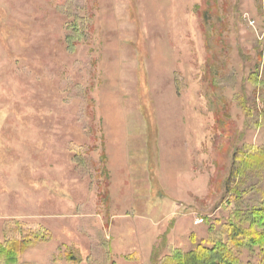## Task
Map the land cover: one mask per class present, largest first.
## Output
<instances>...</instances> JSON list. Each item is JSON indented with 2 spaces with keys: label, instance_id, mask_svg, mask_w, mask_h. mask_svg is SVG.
I'll return each instance as SVG.
<instances>
[{
  "label": "rangeland",
  "instance_id": "374dc122",
  "mask_svg": "<svg viewBox=\"0 0 264 264\" xmlns=\"http://www.w3.org/2000/svg\"><path fill=\"white\" fill-rule=\"evenodd\" d=\"M249 208L264 0H0V241L43 231L21 263L153 264Z\"/></svg>",
  "mask_w": 264,
  "mask_h": 264
},
{
  "label": "trees",
  "instance_id": "16d2710c",
  "mask_svg": "<svg viewBox=\"0 0 264 264\" xmlns=\"http://www.w3.org/2000/svg\"><path fill=\"white\" fill-rule=\"evenodd\" d=\"M252 154L257 155V152ZM242 210L233 211L226 221L217 218L209 235L187 252L174 250L172 255L163 258L156 253L153 264H238L241 250L251 246L259 247L264 254V208ZM246 222L250 223L249 226L244 224ZM42 236L40 229L25 230L19 226L13 236L0 241V264H31L21 263L20 254ZM69 258L75 260L72 255Z\"/></svg>",
  "mask_w": 264,
  "mask_h": 264
}]
</instances>
